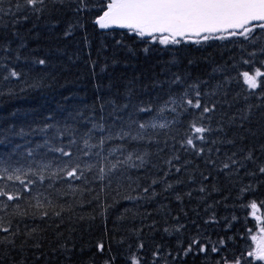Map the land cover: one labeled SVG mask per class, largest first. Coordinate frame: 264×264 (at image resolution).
Returning <instances> with one entry per match:
<instances>
[{"label":"trees","instance_id":"obj_1","mask_svg":"<svg viewBox=\"0 0 264 264\" xmlns=\"http://www.w3.org/2000/svg\"><path fill=\"white\" fill-rule=\"evenodd\" d=\"M14 4L15 0H0V65L14 66L22 73L19 79L7 81L0 75V133L5 141L0 143V158L10 162L5 166L26 170L30 165H38L43 157L47 158L45 162L56 161L62 166L68 158L61 159L58 153L47 148L38 149L36 157L26 158L27 148H35L44 141L43 134H32V130L45 123L61 127L67 124L82 134L91 123L74 122L73 116L94 114L99 122L101 104L112 100L127 103L129 89L133 106L117 115L125 123L130 119L137 123L151 120L156 112L145 114L134 109L146 107L148 102L159 108L170 92L182 91V86L168 83L172 73L188 74L189 84L210 81V88L229 81L223 90L228 92L230 101L235 98L236 102L231 109L225 108L228 115L242 114L249 106L252 115L243 127L237 118L235 126L226 128L225 138L235 143L217 145L219 155L215 151L212 154L217 161L215 167L206 165L207 153L197 157L192 152L179 150L191 119L189 115H182L168 129H148L143 141H109L104 147L105 156L113 147L126 151L109 157L104 162L106 166L117 159L123 160L129 151L150 154L146 167L122 166L111 183L94 178L100 166L95 155L77 161L79 152L73 157V164L78 162L82 168L88 163L97 164L91 172L85 171L80 180L61 174L62 179L30 185L31 192H26L19 181L7 179V175L16 173H0V188L13 196L22 193L20 199L13 201L0 196V217L3 218L0 227H8L11 221V231L18 228L20 233L14 238V245L0 244V264H105L113 257V264H127L126 257L133 252L144 258L143 264H216L219 255H227L230 260L241 257L243 261L246 238L258 228L260 219H264V174L258 171L264 165L261 150L264 148V85L249 94L239 73H251L257 67L264 71L261 64L264 39H256L264 36V31L254 30L248 40L236 36L197 44L194 42L197 38H192L176 45H161L126 30H99L95 19L103 10L104 0H87V10L81 12L75 11L81 7L75 0H65L63 5L50 6L42 14L28 11L16 17L5 14ZM23 16L28 18L25 20ZM67 31L71 35L65 36ZM4 48L9 51H3ZM39 59H46L47 63H34ZM244 60L253 63L246 65ZM111 111L110 106L105 107L104 115ZM162 115L171 120L176 114L166 109ZM112 123L113 118L108 117L107 124ZM136 128L133 124V134ZM21 129L28 135H15ZM147 136L154 139L149 141ZM94 137L90 142L96 144L101 136L95 133ZM77 139L83 148V140ZM59 143L57 140L53 147ZM63 143L67 144L68 138H63ZM16 144L27 147L14 154ZM97 151L99 148L92 149L93 153ZM248 151H252L253 160L243 161ZM232 152L238 153L244 166L239 171H220L225 154ZM173 154L180 157V173L174 167L169 171L164 163ZM185 162H189L187 166ZM55 168L56 165L49 171ZM165 171H169L167 177ZM21 178L27 183L26 178ZM153 180L160 182L153 185ZM167 184L173 187L165 190ZM249 186L248 191L242 192ZM201 187L205 188L203 193L199 191ZM144 188H149L146 195ZM153 191L157 193L154 197ZM189 192L191 196L187 195ZM37 199L44 203V208L36 207ZM252 202L257 205L255 210L250 206ZM41 211H47L48 216L41 218ZM57 212L59 216L54 214ZM177 228L180 230L176 231ZM30 230H35L31 237L26 235ZM6 235L0 232V238ZM194 238H199L208 250L201 253L197 245L184 255V249ZM220 239L225 240V245L218 255L211 252V246L218 245ZM37 242L39 248L35 246ZM140 243L144 248L138 251ZM100 244L103 251L98 247ZM157 245H160V255L154 262L152 253ZM65 246L70 250L62 251Z\"/></svg>","mask_w":264,"mask_h":264},{"label":"snow or ice","instance_id":"obj_2","mask_svg":"<svg viewBox=\"0 0 264 264\" xmlns=\"http://www.w3.org/2000/svg\"><path fill=\"white\" fill-rule=\"evenodd\" d=\"M64 2L65 0H15L14 8H10L8 13L5 14H10L14 17L20 16L25 11L42 14L50 6L54 8L56 5H63ZM75 2L81 6L76 8L75 11L81 12L87 10V0H75ZM22 18L26 20L28 17L23 16ZM95 24L101 29H108L112 26L126 28L129 32L135 33L140 38L149 37L151 41H158L161 45H176L180 44L181 40H191L193 37L197 38L194 41L197 44L201 41L211 39L223 40L227 37L236 36L244 37L245 40H248L254 30L260 29L264 31V0H104L102 15H99L95 19ZM69 35H71L70 31L65 32V36ZM256 39H264V36L257 37ZM120 43V41H117V44ZM3 51H9V49L4 48ZM261 51L264 52V45L261 46ZM250 55H254V53H250ZM34 63L45 65L47 60L39 59L34 61ZM191 63L192 61H189V64ZM243 63L251 65L253 62L251 60H244ZM261 64L264 66V61ZM4 71H7V75H3ZM0 75L7 81L10 78L19 79L22 73L17 71L14 66L8 68V65L5 64L0 65ZM239 75L243 77V84L247 86L249 94H251V90H257L264 85V80L258 81V78H264V71H261L259 67L252 74L249 71H243ZM189 79L190 76L188 74L181 75L179 73H172L168 83L182 86V91L175 94L170 92L168 98L164 100L159 108H155L152 102H148L146 107H136L134 109L136 112L145 114L156 112L157 115H162L166 109H169L171 113L176 114L171 120L157 122L156 117L153 116L151 120L145 122L137 123V121L130 119L125 123L117 113H122L133 106L131 99L132 92L129 89L127 103L118 104L115 100H112L101 104L99 122H96L97 117L94 114L84 116L83 113H77L73 116L72 119L74 122L82 120L85 123H91V127L82 134L79 129L70 128L67 124L61 127L58 124L45 123L43 127L32 130V134H43L44 141L43 144H37L35 148H27L26 158L36 157L38 155V149L47 148L50 152L58 153L61 159L68 158L66 161H63L62 166L57 165L56 161L45 162L47 158L43 157L38 165H30L25 170L21 167L12 168L5 166L6 164H10V162L0 158V173H16V175H7V179L19 181L23 186V191L26 192H31L30 185L35 186L37 183L43 184L48 180L55 181L63 177L80 180L84 178L85 171L91 172L97 168V164L95 162L88 163L83 168L78 162L73 164V157L79 152L80 155L76 156L77 161L82 157L91 159L95 155L96 159L100 162V166L98 168V174L94 178L101 182L107 179L111 183L115 173L122 166L128 168L146 167L150 163L148 159L150 154L146 152L137 154L129 151L123 160L117 159L116 162H109L106 166L104 162L108 161L109 157L118 151H126V149L113 147L108 151L107 156H105L104 147L109 141L113 139H119L121 141L125 139L143 141L146 138L148 129L154 131L157 129H168L171 125L177 123L182 115H189L191 119L188 121L185 134L180 140L179 150L192 152L197 157H202L207 153L206 165L215 167L217 161L212 158V154L215 151L217 156L219 155L220 148L217 145H232L235 143L234 140L225 138L227 135L226 128L235 126L237 118L240 120V127H243V123L248 121L252 115V108L249 106L242 114L238 115V113H233L229 116L225 108L231 109L236 102L235 98L230 101L228 99V92L223 90L229 81L217 83L215 87L210 88V81L200 80L189 84ZM65 99L67 100L68 97H65ZM107 106H110L112 111L105 116L104 110ZM178 108L181 110L180 112L177 111ZM108 117L113 118L111 125L107 124ZM48 119H54V117H49ZM118 124L119 127L117 128ZM133 124L137 125L134 134L131 131ZM125 128L129 130H125ZM50 130H54L52 135H48ZM105 132L108 135H104ZM95 133H99L101 138L98 143L93 144L90 141L95 138ZM15 135L24 137L28 133H25L21 129ZM213 135L216 138L213 139ZM77 137L83 140V148L79 147ZM63 138H68L67 144L63 143ZM147 139L152 141L154 137L147 136ZM57 140L60 141L59 146L53 147V144ZM4 142L3 134L0 133V143ZM22 147H27V145L22 146L16 144L12 150L13 153L18 154ZM95 148H99V151L93 153L92 149ZM261 150L264 151V148ZM225 157V160L220 164V171L226 173L230 169L239 171V168L244 166L241 159H238L237 152H232L231 154L226 153ZM242 159L243 161H252V151H248ZM179 160V155L173 154L164 163L167 165L169 171L174 167L175 172L180 173L182 167L179 165ZM188 163L185 162V166ZM54 165H56L55 170L49 171ZM169 171L164 172L165 177L169 175ZM258 171L260 174H264V165L259 166ZM46 172H48V175H45ZM61 174H63V177ZM21 176L27 179V183H25V180ZM30 177H34L35 179ZM158 182L160 181L153 180L152 184L155 185ZM172 187V184H167L165 190L171 189ZM250 188L251 186L242 189V192L248 191ZM199 191L203 193L205 188L201 187ZM143 192L146 195L149 192V188H144ZM21 195L22 193L17 192L13 196L4 188H0V196H6L8 201L20 199ZM156 195L157 193L153 191L152 197ZM187 195L191 196V192L187 193ZM127 199H136V197H127ZM177 199H180V197L177 196ZM48 203H51V201ZM250 206L254 210L257 208L255 202H252ZM4 207L6 208L7 204ZM36 207L42 209L45 205L37 199ZM54 214L59 216L60 213L57 212ZM23 215H26V213H23ZM40 216L41 218L46 217L48 216V212L41 211ZM2 223L3 218L0 217V224ZM182 227L183 225L180 226V228ZM180 228H177L176 231H179ZM164 231L167 232L168 229L166 228ZM0 232L7 234L0 238V244L7 243L14 245V238L20 234L18 228L15 232L11 231V221H9L8 227H0ZM34 232L35 230H30L26 235L31 237ZM261 233H264V228H261ZM8 236L13 237V239H8ZM229 239L231 238L229 237ZM251 239L256 243V247L252 251H249L247 255L254 259L264 261V236L258 238L253 235ZM197 245L198 251L201 253L208 250L206 245L199 241V238H194L188 247L184 249V255L192 252L193 246ZM218 245L213 244L211 246V252L219 255L222 251L221 246L225 245V240L220 239ZM35 246L39 248L40 244L37 242ZM98 247L103 251V244L98 245ZM156 247L157 250L152 253L154 262L160 255V245ZM137 248L138 251L142 250L144 248L143 243H140ZM69 250L67 246L62 249V251ZM114 259L115 257L106 260L105 264H113ZM143 259L136 252L126 257L127 264H143ZM173 259H176V257H173ZM216 264H242V258L236 257L230 260L227 255H219Z\"/></svg>","mask_w":264,"mask_h":264},{"label":"flooded vegetation","instance_id":"obj_3","mask_svg":"<svg viewBox=\"0 0 264 264\" xmlns=\"http://www.w3.org/2000/svg\"><path fill=\"white\" fill-rule=\"evenodd\" d=\"M261 228H264V219L262 218L260 219L259 226L257 229H255L254 233L252 231L251 234L249 233L248 234L249 236H247L246 239L247 250L245 251L242 264H264V261L254 259L253 257L247 255L249 251H252L256 247V243L252 241L251 237L253 235L257 236L258 238L264 236V233H261Z\"/></svg>","mask_w":264,"mask_h":264},{"label":"water","instance_id":"obj_4","mask_svg":"<svg viewBox=\"0 0 264 264\" xmlns=\"http://www.w3.org/2000/svg\"><path fill=\"white\" fill-rule=\"evenodd\" d=\"M99 15H102V12L99 14ZM98 15V16H99ZM97 16V17H98ZM254 23H259V22H254ZM97 27H98V29L99 30H102V31H108V30H126V31H128V29H126V28H119V27H117V26H112V27H110V28H108V29H101V28H99V26L97 25ZM214 35H219V34H214ZM145 39H150L149 37H144ZM193 38H196V37H193Z\"/></svg>","mask_w":264,"mask_h":264},{"label":"rangeland","instance_id":"obj_5","mask_svg":"<svg viewBox=\"0 0 264 264\" xmlns=\"http://www.w3.org/2000/svg\"><path fill=\"white\" fill-rule=\"evenodd\" d=\"M253 72H251L250 74H252ZM243 78V77H242ZM156 117V119H157V122H160V121H162V120H169L170 118L168 117V118H166V116H164V115H156L155 116Z\"/></svg>","mask_w":264,"mask_h":264},{"label":"bare ground","instance_id":"obj_6","mask_svg":"<svg viewBox=\"0 0 264 264\" xmlns=\"http://www.w3.org/2000/svg\"><path fill=\"white\" fill-rule=\"evenodd\" d=\"M99 15V14H98ZM129 31V30H128ZM264 207V206H263ZM258 210V209H257ZM264 211V210H263ZM253 214V213H252ZM252 218V217H251ZM254 220V219H253ZM256 221V220H255ZM258 221V220H257ZM256 221V222H257ZM255 225H256V223H255ZM259 226V225H258ZM257 227V226H256ZM253 233H254V231H253ZM251 234V233H250ZM249 236V235H248ZM246 238V237H245ZM247 239V238H246ZM245 247V246H244Z\"/></svg>","mask_w":264,"mask_h":264}]
</instances>
